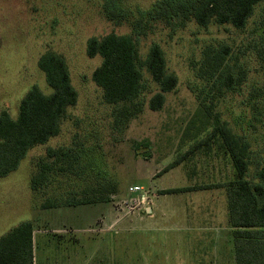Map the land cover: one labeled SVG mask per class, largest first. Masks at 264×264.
Returning a JSON list of instances; mask_svg holds the SVG:
<instances>
[{
    "label": "rangeland",
    "instance_id": "374dc122",
    "mask_svg": "<svg viewBox=\"0 0 264 264\" xmlns=\"http://www.w3.org/2000/svg\"><path fill=\"white\" fill-rule=\"evenodd\" d=\"M154 1L126 0L128 20L115 23L106 18L103 0H0V112L6 110L15 118L19 101L32 86L50 93L37 66L47 50L65 59L77 92L59 133L32 147L15 170L0 177V238L31 222L34 264H58L63 245L68 246L60 235L71 226L79 228L78 243H72L76 264H235L223 188L161 192L233 179L234 169L220 138L210 136L216 114L220 123L249 144L246 179L261 181L264 0L255 5L243 28L201 26L195 20L167 23L145 15L134 29L132 22ZM109 33L131 34L141 59L157 43L167 72L177 77L175 88L164 94L161 109L153 110L149 100L159 86L143 69L144 88L136 99L142 110L122 129L113 127V106L104 101L102 89L91 77L102 58L86 53L90 37ZM207 47L227 49L219 80L231 76L233 85L221 89V95L219 83L198 74ZM205 106L210 108L209 124L202 115ZM187 126L191 134L197 132L196 137L183 136ZM48 148L73 149L80 167L74 175L51 172L37 193L30 179ZM171 163L175 165L162 171ZM107 181L118 187L109 202L41 207L47 198L63 200ZM135 185L148 196L144 205H136L138 194L128 192ZM147 207L154 211L147 212Z\"/></svg>",
    "mask_w": 264,
    "mask_h": 264
},
{
    "label": "trees",
    "instance_id": "16d2710c",
    "mask_svg": "<svg viewBox=\"0 0 264 264\" xmlns=\"http://www.w3.org/2000/svg\"><path fill=\"white\" fill-rule=\"evenodd\" d=\"M261 1L263 0H155L150 9L141 12V18L132 22V26L134 29L140 27L143 17L147 15L152 20L167 23L177 20L183 24L195 20L201 26L218 23L243 28L255 5ZM125 8L126 0H103L102 10L106 18L115 23L128 20ZM86 53L89 57L99 55L102 58L91 77L102 89L104 101L113 106V127L116 129L124 128L142 110L141 103L136 99L144 88L143 69L159 86V91L149 100V106L153 110L161 109L164 94L173 90L177 84V77L167 72L161 47L153 43L146 56L141 59L137 43L131 34L109 33L102 38L90 37L86 43ZM226 53L225 47L221 50L207 47L198 69L202 79H214L213 84L219 83L217 93L220 95L224 88L230 89L233 85L231 76H224L222 81L219 80ZM37 66L44 74L51 91L44 93L37 86H32L19 101L15 118L6 110L0 112V177L15 170L32 147L44 144L49 138L56 136L67 108L76 104L77 92L71 83L66 61L60 54L52 50L45 51L39 56ZM202 115L209 124L211 114L208 106H205ZM212 125L210 136L220 138V145L234 169L233 179L211 186H187L163 190L161 193L223 188L235 264H264V172H260L262 179L259 182L247 180L248 142L220 123L217 114ZM198 130L200 129L197 128ZM196 135L197 132H189L188 126L183 132L184 137ZM198 145L199 143L194 145L188 152H193ZM79 158L70 148H48L46 156L38 161L37 170L31 175V189L38 193L47 184L51 172L58 176L77 174ZM174 165L168 164L162 171ZM93 186L89 192H72L63 200H59L57 196L47 198L41 207L104 203L109 202L118 192L114 181L97 182ZM0 264H34L31 222L19 224L0 238Z\"/></svg>",
    "mask_w": 264,
    "mask_h": 264
},
{
    "label": "crops",
    "instance_id": "0c3cea01",
    "mask_svg": "<svg viewBox=\"0 0 264 264\" xmlns=\"http://www.w3.org/2000/svg\"><path fill=\"white\" fill-rule=\"evenodd\" d=\"M151 211H154L153 208L150 209ZM79 233V228L78 227H72L71 229H67L66 232L61 233V238L63 241H67L65 244L68 245L65 248V245H63L62 252L64 254L60 257H58V264H76L74 261L78 257V255L74 256V250H73V244L72 243H78L79 237L76 235ZM70 244V249L67 250Z\"/></svg>",
    "mask_w": 264,
    "mask_h": 264
},
{
    "label": "built area",
    "instance_id": "2783aa9c",
    "mask_svg": "<svg viewBox=\"0 0 264 264\" xmlns=\"http://www.w3.org/2000/svg\"><path fill=\"white\" fill-rule=\"evenodd\" d=\"M128 192L130 194H138L136 198V205L138 206L144 205L148 201V196L141 186H130Z\"/></svg>",
    "mask_w": 264,
    "mask_h": 264
},
{
    "label": "water",
    "instance_id": "95a60500",
    "mask_svg": "<svg viewBox=\"0 0 264 264\" xmlns=\"http://www.w3.org/2000/svg\"><path fill=\"white\" fill-rule=\"evenodd\" d=\"M147 212H150V207H147Z\"/></svg>",
    "mask_w": 264,
    "mask_h": 264
}]
</instances>
